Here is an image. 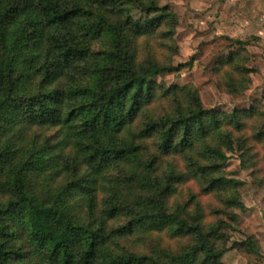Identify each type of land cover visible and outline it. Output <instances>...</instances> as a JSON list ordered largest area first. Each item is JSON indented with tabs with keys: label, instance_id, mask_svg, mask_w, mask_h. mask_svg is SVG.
Wrapping results in <instances>:
<instances>
[{
	"label": "trees",
	"instance_id": "1",
	"mask_svg": "<svg viewBox=\"0 0 264 264\" xmlns=\"http://www.w3.org/2000/svg\"><path fill=\"white\" fill-rule=\"evenodd\" d=\"M165 0H0V264H224L245 210L231 155L264 189V103L207 110L175 65ZM140 13L139 17L133 14ZM213 73L252 87L251 44Z\"/></svg>",
	"mask_w": 264,
	"mask_h": 264
},
{
	"label": "rangeland",
	"instance_id": "2",
	"mask_svg": "<svg viewBox=\"0 0 264 264\" xmlns=\"http://www.w3.org/2000/svg\"><path fill=\"white\" fill-rule=\"evenodd\" d=\"M228 1L230 4L225 8L223 3ZM234 2L238 5L235 6ZM241 3L242 0H165L162 5H169L181 19L176 35L180 52L174 63L184 64L192 59L193 65L178 74L158 78V82L167 86L194 85L199 90L202 103L207 110L231 113L234 109L250 108L256 100L264 103V47L255 44L248 47L253 56L250 67L256 72L252 75L253 85L244 96L231 97L220 93L213 73L217 60L232 48L227 40L231 33L234 39L246 40L253 33L261 32L260 23L253 30L239 28L243 24L237 23L241 16L239 13L244 10ZM133 14L135 17L140 16L137 11ZM247 14L248 17L253 16L250 11ZM228 171L232 177L243 183L240 194L246 207L244 211L235 210L240 219L236 231L233 232L232 241L240 242L248 237L255 238L261 251L260 256L245 257L239 251L231 250L224 256L223 262L264 264V189L257 185V176L253 170L242 168L239 158L234 154L231 155Z\"/></svg>",
	"mask_w": 264,
	"mask_h": 264
},
{
	"label": "crops",
	"instance_id": "3",
	"mask_svg": "<svg viewBox=\"0 0 264 264\" xmlns=\"http://www.w3.org/2000/svg\"><path fill=\"white\" fill-rule=\"evenodd\" d=\"M238 1H241V0H238ZM245 1L246 0H242L241 5L244 10L241 13H239V15L241 16L237 19V23L238 22L243 23L241 26H239V28H241L242 30H253V29H256L255 26L260 23L262 26L261 32L253 33L249 37L255 36V37L264 39V0H247L246 2ZM229 4H230L229 1L226 2L225 4L223 3L225 8L228 7ZM234 5L237 6L238 3L234 2ZM248 11H250V14L253 15L252 17H248V14H247ZM232 26L234 28H238L236 25H232ZM230 38L232 39L235 38L233 33L230 34Z\"/></svg>",
	"mask_w": 264,
	"mask_h": 264
}]
</instances>
